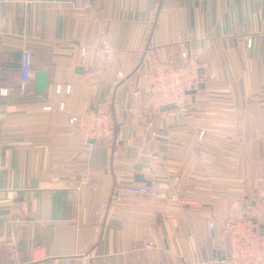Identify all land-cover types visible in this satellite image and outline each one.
<instances>
[{
  "label": "crops",
  "instance_id": "crops-1",
  "mask_svg": "<svg viewBox=\"0 0 264 264\" xmlns=\"http://www.w3.org/2000/svg\"><path fill=\"white\" fill-rule=\"evenodd\" d=\"M182 52L187 112L137 108L118 74L145 95ZM104 100L113 136L88 142L69 118ZM244 212L264 224V0H0V264H203Z\"/></svg>",
  "mask_w": 264,
  "mask_h": 264
},
{
  "label": "built area",
  "instance_id": "built-area-1",
  "mask_svg": "<svg viewBox=\"0 0 264 264\" xmlns=\"http://www.w3.org/2000/svg\"><path fill=\"white\" fill-rule=\"evenodd\" d=\"M102 52L109 59L113 55V49L106 41L102 43ZM188 53L182 52V61L155 60L151 70L146 75V92L136 86L135 81L120 73L116 77L117 82L125 83L131 92L134 104L137 108H151L159 111L166 104H173L179 113H186L187 92L193 89L199 81L200 69L194 59L189 58ZM20 68V87L25 86L31 80V68L29 53L22 56ZM213 75L209 74V78ZM144 96V97H143ZM107 101L98 103L95 109L85 110L80 114L69 118V123L74 124L84 139L110 140L113 136L110 111ZM128 195L150 196L154 194V186L138 184L123 187ZM209 226L215 227V222L210 221ZM224 233L229 238V248L219 259L206 260L203 264H264V233H261L256 224L242 219L228 221L223 226ZM146 247L149 244L146 243ZM57 260H53L56 264ZM63 264H69L68 258L62 259Z\"/></svg>",
  "mask_w": 264,
  "mask_h": 264
},
{
  "label": "water",
  "instance_id": "water-1",
  "mask_svg": "<svg viewBox=\"0 0 264 264\" xmlns=\"http://www.w3.org/2000/svg\"><path fill=\"white\" fill-rule=\"evenodd\" d=\"M21 60H22V53L21 52H16L13 54V64L10 66L15 67V68H21ZM34 92L35 93H44L46 91L47 87V72L43 70H38L35 71V76H34ZM202 84H198L197 89L202 88ZM196 89L190 90L188 93H194ZM175 108V105L173 104H166L160 107L161 111H166V110H172ZM94 141L93 139H89L88 142ZM135 179L138 181H144L146 185L150 186L151 182L149 180H144L142 175L137 174L135 176ZM254 223H257L256 219H253ZM260 230L262 233H264V225L260 224L259 225Z\"/></svg>",
  "mask_w": 264,
  "mask_h": 264
},
{
  "label": "rangeland",
  "instance_id": "rangeland-1",
  "mask_svg": "<svg viewBox=\"0 0 264 264\" xmlns=\"http://www.w3.org/2000/svg\"><path fill=\"white\" fill-rule=\"evenodd\" d=\"M188 56H189V54H187ZM182 57V56H181ZM189 58H190V56H189ZM192 59V58H191ZM195 61V60H194ZM196 62V61H195ZM197 63V62H196ZM200 78H201V75H200ZM200 78H199V81H200ZM199 81H198V83L196 84V86L193 88V89H196L197 90V86H198V84H199ZM193 89H191V90H193ZM190 91V90H189ZM188 91V92H189ZM188 92H187V94H188ZM188 102V101H187ZM187 106H188V103H187ZM244 215H245V212H244V214H242V216L243 217H241V218H238V219H242V220H244V221H251L252 223H254L253 222V219H256L257 220V223H254V224H256V226L258 227V229L260 230V227H259V225L260 224H262L256 217H254L253 219H251V215H253V213L250 215H248V213L246 214L247 215V217H244ZM245 215V216H246ZM259 216V215H258ZM260 217V216H259ZM245 218V219H244ZM261 218V217H260ZM262 219H264V216H263V218ZM262 225H264V224H262ZM260 232H261V230H260ZM262 233V232H261Z\"/></svg>",
  "mask_w": 264,
  "mask_h": 264
}]
</instances>
